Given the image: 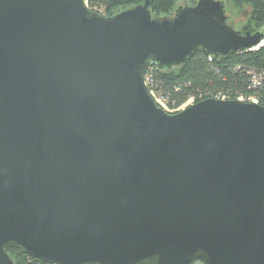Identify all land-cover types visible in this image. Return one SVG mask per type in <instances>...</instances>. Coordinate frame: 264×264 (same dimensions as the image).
Returning a JSON list of instances; mask_svg holds the SVG:
<instances>
[{"label": "water", "instance_id": "water-1", "mask_svg": "<svg viewBox=\"0 0 264 264\" xmlns=\"http://www.w3.org/2000/svg\"><path fill=\"white\" fill-rule=\"evenodd\" d=\"M0 0V264H264V106L168 113L145 74L263 45L222 0L154 17Z\"/></svg>", "mask_w": 264, "mask_h": 264}, {"label": "trees", "instance_id": "trees-1", "mask_svg": "<svg viewBox=\"0 0 264 264\" xmlns=\"http://www.w3.org/2000/svg\"><path fill=\"white\" fill-rule=\"evenodd\" d=\"M92 11L105 16H114L124 10L144 4L146 0H87ZM197 0H151L154 17H170L176 7L183 3L194 5ZM227 11L233 9L240 17L244 11L246 20L238 27L243 33L264 30V0H222ZM198 50L185 64L173 69H158L154 73L151 89L167 97L171 110L185 105L190 99L200 102L207 98L225 96L228 100L243 98L246 102L255 99L264 106V39L262 46L234 51L227 56L212 58ZM258 78V83H255ZM217 99V98H216ZM14 264H45L22 253L9 251Z\"/></svg>", "mask_w": 264, "mask_h": 264}, {"label": "built area", "instance_id": "built-area-1", "mask_svg": "<svg viewBox=\"0 0 264 264\" xmlns=\"http://www.w3.org/2000/svg\"><path fill=\"white\" fill-rule=\"evenodd\" d=\"M210 60L212 59L211 57L209 58ZM158 69V64L156 62H152L145 74V81H146V84L148 85V87L150 88V91H151V94L154 98V100L156 101V103L160 106V108H162L163 110H165L166 112L168 113H176V112H179L181 111V108H178V109H173L171 110L168 106V103H167V97L163 94H156L155 91H153L151 89V86H153L154 84V73L155 71ZM255 83H258V78H255ZM217 99H221V100H228L225 96H222V97H216ZM240 101H244L243 98H240L239 99ZM246 102V101H244ZM252 102H257L255 99L252 100ZM31 258V257H30ZM194 264H205L204 262L202 261H197L195 262Z\"/></svg>", "mask_w": 264, "mask_h": 264}, {"label": "rangeland", "instance_id": "rangeland-1", "mask_svg": "<svg viewBox=\"0 0 264 264\" xmlns=\"http://www.w3.org/2000/svg\"><path fill=\"white\" fill-rule=\"evenodd\" d=\"M196 2H197V1H196ZM186 4L189 5V3H183V2H180V4L176 7L175 11L177 10L178 7H180V6H184V5H186ZM195 4H196V3H195ZM175 11H174L173 15L175 14ZM234 12H235V11H234L233 9H231L230 11H227V14H228V17L231 18V24H232L233 26L238 27L239 22H242V21L246 20V18H247V14H246V12L243 11V12L240 14V17H236V15H234ZM173 15H171L170 17H172ZM194 103H195V102H194V99H190L185 105L182 106L181 111H182L183 109L187 108L188 106L194 104ZM29 257H31V256H29ZM32 258H33V257H32Z\"/></svg>", "mask_w": 264, "mask_h": 264}]
</instances>
